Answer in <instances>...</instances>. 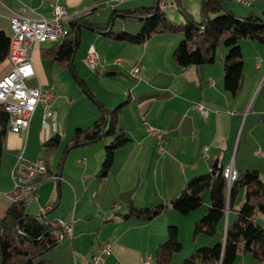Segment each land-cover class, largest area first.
I'll return each instance as SVG.
<instances>
[{"label": "crops", "instance_id": "crops-1", "mask_svg": "<svg viewBox=\"0 0 264 264\" xmlns=\"http://www.w3.org/2000/svg\"><path fill=\"white\" fill-rule=\"evenodd\" d=\"M52 1L54 0H0V30L11 35L9 18L15 11L34 18L49 15ZM63 1L68 6V19L65 21L68 27L69 21L74 17L92 12L91 21H110V27L113 28L118 22L116 17L119 16L112 17L114 9L152 6L158 2L118 0L107 4L109 0ZM196 1L178 0L179 6L172 10H181L183 17L186 16V11L193 12L195 19L196 16L201 19L202 0L198 1V13H194ZM183 3L186 8L182 6ZM225 5L241 16H246L251 11H264V0H253L250 5L239 0H228ZM121 26L126 30L125 23ZM80 37V44L87 51L93 46L100 60L104 58L106 65L107 58H112L120 47L124 48L126 60L121 66H124L127 76L134 81L126 82V91H112L111 98L99 100L108 108L123 103L119 120L131 139L116 149L110 172L106 177L100 178L97 174L105 158L107 143L103 138L71 146L65 151L73 128L86 127L99 118L100 106L91 105L93 108L85 117L83 111L74 112L73 117L77 121L69 134V114L75 103L64 109L59 101L65 94L63 91L56 94V128L42 129V107L38 106L27 134L9 129L5 136L0 163V234L3 218L13 204L9 192L13 188L11 171L17 157L23 154L32 160L45 158L44 142L53 134L59 133L60 145L49 156L50 172L41 176L38 197L27 207L29 214L41 215L42 209L50 206L45 215L52 220L75 218L72 237L66 238L61 245H56L44 254L53 264H89L93 253L103 241H110L112 244L105 264H157L156 250L167 236L168 226H178L181 240L183 220L186 221L187 232L192 233L190 253L198 246L215 242L216 237L205 233L195 236L193 233L195 222L208 210L209 194L208 198H204L206 208L188 214L167 207L161 214L146 221L138 217L124 218L121 213L128 210L131 202L136 205H155L177 196L191 176L213 170L215 161L225 169L231 167L238 173L256 168L264 180V43L249 38L241 40L244 80L241 90L232 94L224 84V58L217 60L218 53L221 55L228 51L222 48L219 52L220 44L213 62L181 66L173 58V51L180 39L175 33H157L143 43H130L109 37L83 24ZM61 40L62 38L53 40L54 43L50 46H45L42 42L33 49L35 74L27 79V83L30 81L29 85L56 91L53 87L54 71L60 73L68 67L58 69L43 53L48 47L60 44ZM75 56L76 53L72 60L74 69H71L78 76ZM135 66L139 67V77L132 74ZM11 68L12 64L8 59L0 63V78ZM111 69L118 72L107 74L103 78L121 73L120 66L113 64H109L105 72ZM198 105L204 106L207 114ZM79 115L83 117L79 118ZM144 120L166 131L162 149ZM106 139L110 140L109 137ZM83 159L85 162H81ZM55 174L61 178L56 179L53 177ZM137 194H140L139 199ZM142 196H149L148 201L141 203ZM110 214L114 216L109 217ZM260 215L257 217L264 224ZM235 216L236 213L233 218ZM230 218L233 219L232 213ZM227 222L228 216L225 226ZM177 254L171 264H177L181 260L175 262ZM147 258L151 260L149 263L144 262ZM232 264H264V259L259 260L251 253H242Z\"/></svg>", "mask_w": 264, "mask_h": 264}, {"label": "trees", "instance_id": "trees-1", "mask_svg": "<svg viewBox=\"0 0 264 264\" xmlns=\"http://www.w3.org/2000/svg\"><path fill=\"white\" fill-rule=\"evenodd\" d=\"M166 11L157 3L152 6L114 9L112 17L132 16L142 20L141 28L132 33L114 31L113 27H110V21L93 22L90 18L92 12L82 13L69 21L68 33L62 38L61 43L48 47L43 54L56 64L58 69L67 67L74 69L72 60L80 45L81 25L86 24L109 37L130 43H143L157 33L178 34L180 39L173 51L174 61L181 66H197L215 60L217 47L224 32L228 30L229 34L224 37V43L228 47V53L224 57V84L232 94L241 90L244 80V59L240 41L249 38L264 43V11L261 13L251 11L246 16H241L228 9L224 0H202V18L197 20L192 13L186 11L185 23L171 19ZM9 49L10 36L0 30V63L9 60ZM117 72L112 69L102 71L103 74ZM80 80L91 98L100 106L101 114L90 125L75 129L65 151L71 146L109 137L110 140L105 144V158L97 174L104 178L111 170L116 149L131 139L119 120L123 103L113 108L106 107L85 81ZM9 121V113L0 104V163ZM60 141L61 135L56 133L44 142L46 174L50 172L49 156L60 145ZM206 194H209L210 205L195 222L193 233L195 236L205 233L216 237L217 240L196 247L177 264H232L242 253H251L257 259L263 260L264 224L257 215L264 216V180L256 168L237 172V177L229 184L225 168L218 165L215 172L211 170L191 176L180 193L166 202L155 205H136L131 202L128 210L121 215L124 218L138 217L149 221L167 207L188 214L203 206ZM27 207V202H13L3 218L0 264H53V261L44 257V254L62 242V230L53 224L52 219L47 218L46 212L31 215ZM233 212L236 216L231 219ZM227 216L228 222L225 226ZM182 247L178 226L170 224L167 239L157 247L156 263L171 264L175 254L180 252Z\"/></svg>", "mask_w": 264, "mask_h": 264}, {"label": "built area", "instance_id": "built-area-1", "mask_svg": "<svg viewBox=\"0 0 264 264\" xmlns=\"http://www.w3.org/2000/svg\"><path fill=\"white\" fill-rule=\"evenodd\" d=\"M239 1L247 5L253 2V0ZM177 4L178 0H158L157 2V5L164 10L168 8L176 9ZM67 19L68 6L63 0L52 1L51 13L47 16L34 18L15 11L9 18L12 29L11 39H14V46H10L9 49V59L12 63V68L0 78V104L9 113V129L16 133L27 134L38 106L42 107V129L56 128V111L54 110L56 93L41 86H31L27 83V79L35 74L32 63V51L37 47V42L63 38L68 33V26L65 23ZM86 61L93 69H97L99 66L100 71L105 69L106 62L100 60L97 52H94L93 46H90L87 51ZM113 64L122 65L123 62L120 59H114ZM132 74L136 77L140 76L138 66L133 68ZM198 106L202 111L205 110L204 106ZM204 114H207V112L204 111ZM148 128L161 145L166 131L151 124L148 125ZM81 162H85V159L81 160ZM46 172V163L43 157L32 160L20 154L11 171L13 188L9 195L13 202L22 201L29 204L35 201L38 197L41 174H46ZM225 175L229 184H231L237 177V171L227 167ZM59 178L61 177L57 174V179ZM49 207L46 206L42 209L43 214ZM112 216L114 215H109V217ZM74 221L75 218L73 217L70 220L60 218L53 222L55 226H59L62 230L61 241L72 237V223ZM111 248L112 244L110 241L101 242L96 250L95 261L89 264H105L106 255L111 252ZM150 261L149 258L144 260L145 263Z\"/></svg>", "mask_w": 264, "mask_h": 264}, {"label": "rangeland", "instance_id": "rangeland-1", "mask_svg": "<svg viewBox=\"0 0 264 264\" xmlns=\"http://www.w3.org/2000/svg\"><path fill=\"white\" fill-rule=\"evenodd\" d=\"M112 1L113 0L107 1V4H109ZM198 1L201 2V0H197L196 1L197 3H194V5L196 6L194 13H198L199 12L200 5L198 4L199 3ZM225 1H228V0H225ZM229 1H233V0H229ZM234 1L236 2V0H234ZM178 6H179V4H177V7ZM182 6L186 8L184 3H183ZM166 13H167V16H169L171 19H173V20H175V21H177L179 23L180 22L185 23V21H186V18L183 17L181 10L173 11L171 8H168ZM198 17L196 16V19L200 20V18H198ZM116 18H117L118 22H116V24H115V26L113 28L114 31H120V30L122 31L123 30L122 29L123 26H121V25H123V23H125V29H126V30H123V31H128V32H131V33L132 32H136L137 29L141 28V26H142V20L139 17L117 16ZM122 20H124V21L122 22ZM227 34H229L228 30H226L224 32V34H223V38H222L221 43L219 45V52L221 51L222 48L228 49V47L224 43V37ZM9 36H10V39H11V35H9ZM53 40H58V39L42 40V41L38 42V45L41 44L42 42H44L43 45L50 46L51 44L54 43ZM81 43H82V39H81ZM125 44H127V43L125 42ZM100 45H101V48H103L102 44H100ZM123 49L124 48L120 47L118 49V52H116V54L113 55L112 58H107L108 63H107V65L105 67H107L109 64L112 65L113 64L112 62L114 61V58L115 59H120L122 62L124 61L123 63H125L126 59L124 58V50ZM85 50H86V47L85 46L83 47L82 44H80V46L78 47V50L76 52V56L74 58L75 65L77 66V68H78L77 70L79 71V73L77 72L78 76H76L74 74V71L71 68H67V69L61 71L60 73H58L56 70L54 71L55 72L54 73L55 74V84L53 85V87L57 91L56 94H59L62 91H63V94L65 93L64 95H62V98L59 99V101H61L60 104H62L63 108L66 109V108H69L72 103H75L74 107L70 110V114H69L70 118L68 120V122H69V125H68V131L69 132H68V134L71 133L72 127L74 126L75 121H77L75 119V117H73L74 112H76L77 110H80V111H78V113L83 111L84 112L83 116L85 117L92 110L93 107L91 105L95 104V105L98 106V104L91 98L90 94L85 90L84 86L82 85V81L80 79L85 80V83L91 88L92 92L96 95V97L98 99L99 98L100 99L101 98H106V99L111 98L112 91H118L119 92V91H121L123 89L126 91L127 87H128V86H126V88L124 87L126 82L127 81H129V82H133L134 81L130 77L127 76V74L125 73V70H124V66H120V69H121L120 72L121 73H118V74L111 75L109 77L103 78V76H107V74H103L102 71L99 70L100 66L97 69H93L89 65V63L86 61L87 50L86 51ZM227 53H228V51L225 54H221V55L218 53L217 60L220 61V57L224 58ZM103 59L104 58H101L102 62H103ZM28 83H30L29 80H28ZM58 98H59V96H58ZM114 107H116V105ZM54 110L56 111L55 107H54ZM64 116H66L65 113H64ZM83 116L79 115L78 117L80 118V117H83ZM144 123L147 125V127L150 124L147 121L144 122ZM148 130H149V128H148ZM74 132H75V128H73V133L69 134V136L71 137V135H73ZM149 132H150V130H149ZM103 141L108 142L109 140L106 139V138H103ZM82 148H84V147H82ZM139 197H140V194L139 195L137 194V199H139ZM158 198H159V196H158ZM206 198H208L207 194H206L205 199ZM147 199H149V196H142V199L140 200V202L143 203V201L147 200ZM28 207H29V205H28ZM202 208H206L205 204L199 210H203ZM42 214H43V212H42ZM234 215H235V213L233 212L232 213V218H233ZM262 216L263 215H260V217L264 220V216L263 217ZM54 221L55 220H52V222H54ZM181 223H182L181 224L182 225L181 226V231H182L181 240L183 242V250L180 253L178 252V254L176 256V259H175V262L180 260V259H182L185 255H187L191 251L190 250L191 249L190 246L192 244V240H191L192 233L191 232H187V230H186L187 224H186L185 220L181 221ZM163 239L166 240L167 236H165Z\"/></svg>", "mask_w": 264, "mask_h": 264}, {"label": "bare ground", "instance_id": "bare-ground-1", "mask_svg": "<svg viewBox=\"0 0 264 264\" xmlns=\"http://www.w3.org/2000/svg\"><path fill=\"white\" fill-rule=\"evenodd\" d=\"M38 42H40V41H38ZM38 42H37V46H38ZM10 46H14V39H10ZM94 52H96L95 48H94ZM46 170H47V166H46ZM41 175H44V174H41ZM55 178H57V175L55 176ZM95 259H96V251L93 253L91 260H90V263H93L95 261Z\"/></svg>", "mask_w": 264, "mask_h": 264}, {"label": "water", "instance_id": "water-1", "mask_svg": "<svg viewBox=\"0 0 264 264\" xmlns=\"http://www.w3.org/2000/svg\"><path fill=\"white\" fill-rule=\"evenodd\" d=\"M217 167H218V164H217V161H215L214 164H213V172L216 171V168H217Z\"/></svg>", "mask_w": 264, "mask_h": 264}]
</instances>
